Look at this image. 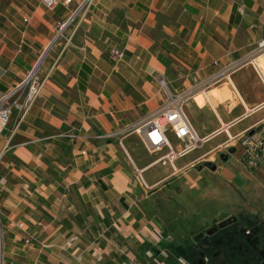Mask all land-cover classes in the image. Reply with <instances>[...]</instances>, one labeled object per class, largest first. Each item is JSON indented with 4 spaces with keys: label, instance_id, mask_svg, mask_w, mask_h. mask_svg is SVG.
Instances as JSON below:
<instances>
[{
    "label": "crops",
    "instance_id": "1",
    "mask_svg": "<svg viewBox=\"0 0 264 264\" xmlns=\"http://www.w3.org/2000/svg\"><path fill=\"white\" fill-rule=\"evenodd\" d=\"M262 37L264 0H59L53 9L42 0H0V96L38 61L44 84L0 134L3 264H169L170 256L185 264L172 252L184 248L160 241L158 227L136 215L137 170L151 188L150 206L164 179L201 171L238 201L264 191V162L247 169L241 146L228 141L264 122L255 69L234 68L192 96L184 110L203 144L172 164L158 160L166 148L152 159L137 134H108L162 103L158 79L172 91L202 87ZM113 49L123 52L117 63ZM205 162L216 169L207 174ZM9 220L25 229H10ZM71 236L76 241L62 250Z\"/></svg>",
    "mask_w": 264,
    "mask_h": 264
},
{
    "label": "built area",
    "instance_id": "2",
    "mask_svg": "<svg viewBox=\"0 0 264 264\" xmlns=\"http://www.w3.org/2000/svg\"><path fill=\"white\" fill-rule=\"evenodd\" d=\"M68 2H70V0H64L65 4ZM42 3L47 9H53L59 3V0H42ZM71 17L65 22L59 24L60 26L57 28L55 37H58L60 31L69 24ZM261 54H264V37L257 41L254 48L249 51L245 58L233 64H229L222 72L214 75L208 82L204 83L202 87H194L186 91H172L168 88L166 82L162 78L158 79L164 92V100L162 103L156 109L143 116L142 119L124 126L117 133L108 134V137L117 134H122V136L137 134L144 146L150 152H161L163 148H166L167 153L160 156L158 160L168 161L172 164L177 157L183 156L192 150L201 147L203 144V139L199 138L196 134L184 110V107L188 101L192 99V96L196 93L205 91L206 87H209L210 85L214 86V84L218 83L222 77L227 79L229 77L227 72L244 65H251L255 69L262 85H264V70L261 69L257 62ZM111 55L115 63L124 58L123 52L117 49H113ZM38 64L39 61L36 63L35 67L28 72L24 79L9 88L4 94H1L0 134L8 126L14 111H18L22 115L25 114L40 96L44 84L43 79H41L38 74ZM169 132L173 133L181 142L179 148H173L171 145L168 138ZM234 140H236L243 149L241 162L247 167V169H254L264 162V122L256 123L253 128L241 132L236 137L228 138V141ZM120 144L122 145L121 141ZM223 149L227 150L228 147L225 146ZM137 177L143 186L148 187L143 180L144 178L141 176V172L138 170ZM1 226L2 224L0 220V227ZM8 227L20 231L25 229L23 223L14 220H9ZM1 234L2 231L0 230V239H2ZM158 237H160L159 234ZM74 241H76L75 236L69 237L60 246L61 249L68 250ZM77 261L79 262V259H77ZM0 264H3L2 244H0Z\"/></svg>",
    "mask_w": 264,
    "mask_h": 264
},
{
    "label": "rangeland",
    "instance_id": "3",
    "mask_svg": "<svg viewBox=\"0 0 264 264\" xmlns=\"http://www.w3.org/2000/svg\"><path fill=\"white\" fill-rule=\"evenodd\" d=\"M257 62L261 67L262 62H264V54L260 55ZM261 69L264 70L262 67ZM213 92L219 91L215 89ZM208 95L210 96V94ZM230 96L231 94H220L216 96V99L224 101L225 98ZM171 135L168 134L169 140L175 146ZM146 152L152 159H157L160 156L158 152H150L147 149ZM189 156L184 159L189 158ZM204 170L208 174L210 169L206 168ZM198 171V169L194 170L196 173ZM201 172H199L198 177L192 176L189 178L182 175L178 178L180 179L178 183L175 181L176 179H164L163 189L153 195L150 201L153 202L154 198L155 204L153 206L148 205V201L144 199L150 194L151 188L138 185L141 195L139 201H136V206L134 205L138 217H143L141 215L144 213L143 218L153 224L152 229L158 227L157 231L161 235L160 241L164 239L163 243L171 242L173 245L176 244L184 248L186 257L184 256L183 259L186 260L183 261L185 264H193L192 261L196 260L195 255L192 256L194 252L191 251L197 242L204 237L206 229L210 226L228 216L238 214L241 210H256L260 205H264V191L255 198L245 197L238 201L229 186L224 184V186L218 187L214 178L206 175L200 176ZM229 193L231 197L228 196ZM160 199V202H166L167 206L160 207L158 204ZM222 200H226V202L222 203ZM191 209L193 211L192 215L189 213ZM0 230L2 231L0 244H2L3 226L0 227ZM185 238H188L187 241L184 240Z\"/></svg>",
    "mask_w": 264,
    "mask_h": 264
},
{
    "label": "flooded vegetation",
    "instance_id": "4",
    "mask_svg": "<svg viewBox=\"0 0 264 264\" xmlns=\"http://www.w3.org/2000/svg\"><path fill=\"white\" fill-rule=\"evenodd\" d=\"M205 232L194 247L196 264H264V205L241 210Z\"/></svg>",
    "mask_w": 264,
    "mask_h": 264
},
{
    "label": "trees",
    "instance_id": "5",
    "mask_svg": "<svg viewBox=\"0 0 264 264\" xmlns=\"http://www.w3.org/2000/svg\"><path fill=\"white\" fill-rule=\"evenodd\" d=\"M172 252L173 254L175 255H183L186 257V253L184 251H181L180 249H172ZM191 252H194V249L191 251ZM194 253H192V256H193ZM172 256H170V259L168 260L169 264H173L172 260H171ZM193 264H196L195 263V260L192 261Z\"/></svg>",
    "mask_w": 264,
    "mask_h": 264
},
{
    "label": "water",
    "instance_id": "6",
    "mask_svg": "<svg viewBox=\"0 0 264 264\" xmlns=\"http://www.w3.org/2000/svg\"><path fill=\"white\" fill-rule=\"evenodd\" d=\"M219 158L222 160H226V157H224L222 155ZM204 165L206 168L210 169L211 171H214L216 169V165L213 163L210 164V162H205ZM200 261L203 262V259H200Z\"/></svg>",
    "mask_w": 264,
    "mask_h": 264
}]
</instances>
